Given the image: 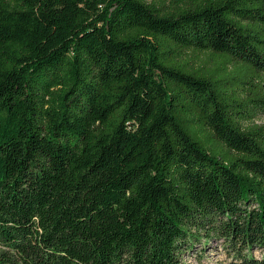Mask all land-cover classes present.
Wrapping results in <instances>:
<instances>
[{
	"label": "trees",
	"instance_id": "trees-1",
	"mask_svg": "<svg viewBox=\"0 0 264 264\" xmlns=\"http://www.w3.org/2000/svg\"><path fill=\"white\" fill-rule=\"evenodd\" d=\"M262 118L264 0H0V264H264Z\"/></svg>",
	"mask_w": 264,
	"mask_h": 264
},
{
	"label": "rangeland",
	"instance_id": "rangeland-1",
	"mask_svg": "<svg viewBox=\"0 0 264 264\" xmlns=\"http://www.w3.org/2000/svg\"><path fill=\"white\" fill-rule=\"evenodd\" d=\"M192 65H204L206 68H211L215 64L213 59L207 57H192ZM258 123H264V118L258 121ZM204 244V243H203ZM218 242H211L210 247L206 251H202L201 248H196L193 253L185 256L186 264H226L227 258L223 249Z\"/></svg>",
	"mask_w": 264,
	"mask_h": 264
}]
</instances>
